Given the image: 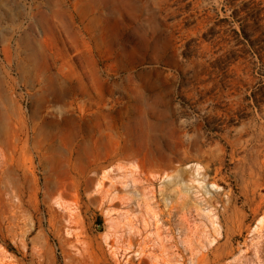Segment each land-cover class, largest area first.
I'll use <instances>...</instances> for the list:
<instances>
[{"label": "rangeland", "instance_id": "374dc122", "mask_svg": "<svg viewBox=\"0 0 264 264\" xmlns=\"http://www.w3.org/2000/svg\"><path fill=\"white\" fill-rule=\"evenodd\" d=\"M0 264H264V0H0Z\"/></svg>", "mask_w": 264, "mask_h": 264}]
</instances>
